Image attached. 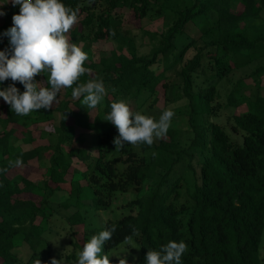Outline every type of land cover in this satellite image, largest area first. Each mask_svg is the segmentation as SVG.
<instances>
[{"label":"trees","instance_id":"trees-1","mask_svg":"<svg viewBox=\"0 0 264 264\" xmlns=\"http://www.w3.org/2000/svg\"><path fill=\"white\" fill-rule=\"evenodd\" d=\"M62 3L79 9L72 33H79L88 54L84 66L90 69L81 82L102 78L107 95L96 109H86L65 88L55 107L28 116L12 112L0 97V169H6L0 171V264L37 259L51 264L53 258L77 264L87 240L113 225L116 230L104 245L111 264L131 247L130 253L138 255L135 264H146L148 249L159 250L169 241L187 244L181 264H264V95L254 92L252 97L240 88L264 77V0ZM6 7L11 18L19 14V5L0 4V11ZM158 18L163 19L160 32L139 29L142 39L153 42L149 52H138V34L124 28V21L139 26L143 19ZM10 27L0 25L6 41ZM108 39L124 51L93 60L89 46ZM236 71L245 79L222 93ZM35 81L46 85L47 77L38 75ZM13 84L23 93L24 86L10 78L0 82V90ZM120 99L134 102L132 110L142 114L159 103L161 114L171 107L175 115L167 135L151 146L125 143L116 150L118 130L104 118ZM247 103L246 109L234 111ZM227 109L228 127L219 122ZM44 123L51 125L47 142L35 139L30 128ZM17 126L25 128L20 136ZM87 133L96 136L95 152L83 145ZM46 155V184L34 182L24 169ZM17 158L23 161L21 171L9 166ZM68 172L77 177L66 179ZM80 178L91 189L90 205L81 196L84 187L75 184ZM67 180L70 188L60 205L75 210L65 217L69 236L60 237L64 249L54 252L46 235L53 225L48 197ZM128 192L134 194L131 199L114 205ZM82 210H110L112 216L90 226Z\"/></svg>","mask_w":264,"mask_h":264},{"label":"clouds","instance_id":"clouds-1","mask_svg":"<svg viewBox=\"0 0 264 264\" xmlns=\"http://www.w3.org/2000/svg\"><path fill=\"white\" fill-rule=\"evenodd\" d=\"M19 5V14L12 16L13 26L5 33L9 37L12 53L0 51V82L11 79L24 86L21 93L15 84L0 90V97L10 105L18 116H28L41 109H51L62 89L70 88L74 99L81 100L86 109H96L107 95L102 78L81 82V77L90 72L85 62L88 54L70 41L68 33L78 23L79 9H73L62 0H11ZM5 15L0 11V16ZM45 75L46 85L36 82L35 77ZM82 98V99H81ZM111 111L104 120L111 122L119 135L114 138L116 150L125 143L151 146L164 138L175 115L171 107L159 118L133 111L127 101L120 99L110 104ZM154 155V154H153ZM22 159L9 161V166H22ZM6 171V169H0ZM116 228L93 235L77 253V264H111L104 253V245L112 238ZM131 240V237H126ZM187 251L184 241H169L159 250L148 249L146 264H181ZM34 264H42L40 259ZM51 264H61L53 258ZM118 264H128L126 256L119 257Z\"/></svg>","mask_w":264,"mask_h":264},{"label":"rangeland","instance_id":"rangeland-1","mask_svg":"<svg viewBox=\"0 0 264 264\" xmlns=\"http://www.w3.org/2000/svg\"><path fill=\"white\" fill-rule=\"evenodd\" d=\"M11 0H0V4H4L5 6H7V4H10ZM1 11H3L5 13V15L0 16V25H2V23H8L9 25L13 26V21L11 18V8L10 7H6L4 9H2ZM264 13V11H263ZM162 18H158L155 20H149V19H143V21L141 22V24L138 26V23L131 21V22H127L126 20L124 21V28H132L133 30H135L137 32V39H136V46H137V50L140 53H147L149 52V50L151 49V44L153 42V40L149 39V37H144L143 39L140 37V32L139 29H145L148 30L150 32H160V30L162 29ZM72 29L70 30V32L68 33L69 37H70V41L73 43H76L78 46L82 47L83 46V42L80 40L79 37V33L74 34L72 33ZM124 51V49L122 48V46L118 45L117 41L115 39H108V40H99L97 42L92 43L89 46V51L91 52L90 56L93 58V60H98V58L100 57H106L107 55H111V53L113 54H118L120 51ZM0 51H5L9 54V56L12 53V47L9 43V40L6 41L4 36L0 37ZM244 72L242 71H236L234 72V74L231 76L230 80L225 81L224 82V87H222L221 92L223 93L224 90H228L235 82L238 81L239 78H244ZM245 79V78H244ZM240 88L242 89V91L244 92H250L252 94L253 97V93L257 92L259 95H264V77L262 76L257 77V78H251L250 80H248L246 83L242 84V86H240ZM178 91H180V89H178ZM64 97V89L61 90V92L58 94L57 97V101L53 104V107H55L57 105V103L63 99ZM134 106V102H131L130 107L132 108ZM161 106V103H159V108ZM250 104H243L237 107V109H234L235 112L238 111H242L244 109H246L247 107H249ZM157 108V109H159ZM156 110L153 111H149L146 110V115H150L153 116L155 118H159V116L161 115V112H158ZM222 114L219 118V122L222 124H226V126L228 127V123H226L228 121V117L227 115L229 114V109L227 110H222ZM57 117H59V114H57ZM178 126H180V128H182L183 130L185 129V123H183L182 121L178 123ZM51 125L48 123H44L42 124L39 128H35V127H30L33 128L32 129V135L35 136V139L39 140V141H46V138L48 137V133L50 130ZM23 129L25 130L24 127L22 126H17L16 130L17 133L19 134V136L21 135ZM232 136H234L235 134H231ZM85 138V142H84V146H86L90 151L95 152V144H96V136L94 133H87L83 135ZM47 142V141H46ZM47 155L44 158H41L40 160H36L33 161L32 164L29 165L28 169H24L27 173L30 174V176L32 177V180L34 182L37 183H45L46 184V180L48 178L47 174H45L46 172V167L48 165V160H47ZM77 166H82L81 164H78ZM20 168V169H19ZM17 171H21V166H17L16 168ZM71 176L77 177V174L74 173L72 175L71 172H68L66 174V179H69ZM85 179H77L75 180V184L78 185V183L83 186V190L82 191V198L85 201L84 203H86L87 205L89 204V201L92 197V192L89 186L86 185L85 183ZM51 186H53V183L50 181ZM49 184V185H50ZM48 185V184H47ZM60 187L62 189L60 190H55L53 191L52 194H50V196L48 197L49 200V208L50 210H52V215L50 217V221H52L51 223H53V225H51V230L46 232V235L48 236V238L50 237V241H51V245H52V249L54 248V252H59V250L61 251L62 249H64V245L63 241H60V237L61 236H69L67 233V228L65 227L66 221H65V217L68 214H71L75 208L70 207L68 209H64L61 207L60 205V200H63L64 197H66V192L64 190H69L70 188V182L67 180L65 183L61 184ZM133 193H123L120 194L117 199L116 202H114V205H118L120 206V204H122L123 202H125L126 200H129L133 197ZM93 208V207H92ZM112 212V211H111ZM110 210H82L81 214L84 217V221L86 222V225H102L104 224V222L112 216ZM77 226V225H76ZM58 230V232H61L58 236V234L56 235V231ZM82 232V231H81ZM81 232L79 233L78 237L81 238L82 234ZM67 234V235H64ZM66 241H68V238L65 239ZM89 240V239H88ZM87 240V241H88ZM132 250H126L125 252L122 253V256H126V258H129V260H131V264H135L137 261V253L133 254L130 252H134L133 251V247H131ZM75 250H78L77 248ZM115 251V250H114ZM262 256H264V248L262 249Z\"/></svg>","mask_w":264,"mask_h":264}]
</instances>
